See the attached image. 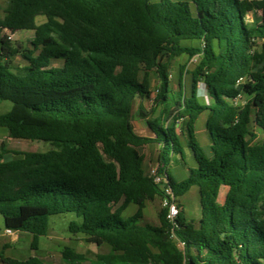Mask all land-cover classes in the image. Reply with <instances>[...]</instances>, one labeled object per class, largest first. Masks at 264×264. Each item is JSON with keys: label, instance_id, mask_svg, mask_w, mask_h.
I'll return each instance as SVG.
<instances>
[{"label": "trees", "instance_id": "obj_1", "mask_svg": "<svg viewBox=\"0 0 264 264\" xmlns=\"http://www.w3.org/2000/svg\"><path fill=\"white\" fill-rule=\"evenodd\" d=\"M24 30L34 34L32 48L1 36ZM183 55L196 58L189 94L187 67L179 69L177 91L170 80ZM153 75L158 85L146 110ZM0 100L11 103L0 115L11 139L54 146L3 160L1 145L4 229L31 234L32 249L48 235L50 216L70 212L80 219L70 223L72 234L109 249L90 259L65 246L63 264H264V0H8ZM138 101L152 137L133 127ZM205 111L211 157L196 136ZM183 141L197 166L177 182L167 166L184 157ZM150 144L159 145L158 171L177 198L199 188L197 223L179 201L175 223L164 208L158 225L141 222L147 203L163 195L140 151ZM131 204L137 211L123 219ZM0 260L55 264L6 257L4 248Z\"/></svg>", "mask_w": 264, "mask_h": 264}, {"label": "rangeland", "instance_id": "obj_2", "mask_svg": "<svg viewBox=\"0 0 264 264\" xmlns=\"http://www.w3.org/2000/svg\"><path fill=\"white\" fill-rule=\"evenodd\" d=\"M158 1V0H152ZM8 6V0H0V19L5 15L6 8ZM251 21V15L248 16ZM45 20V17L39 16L36 21L41 23ZM1 36L6 37L9 41L15 44H22L25 48H32L31 41L33 40L32 31H18L12 35L7 31H2ZM11 36V37H10ZM191 46L198 44L197 41L186 42ZM63 61L57 60L54 65H60ZM21 57L15 58V64H23ZM196 63L189 60L187 55H183L178 58L171 66L170 74L172 75L171 84L172 89L177 91L178 84V73L181 66H185L188 69V73L184 77L185 92L189 94L192 85V72L195 68ZM158 85V79L155 75L152 76V91L156 93V87ZM202 87L200 91V102H205V86ZM153 96L146 100V110H150L153 106L152 102ZM11 108V103L9 101L0 100V115L9 111ZM136 111V106L134 112ZM159 111L157 109L154 116H158ZM137 113H134L133 123L136 124ZM206 119L207 111L203 112L198 118L196 124V136L197 141L202 146L204 154L208 157L212 156V151L210 148V140L206 131ZM147 132V131H145ZM4 144L5 154L3 155V160H9L15 157L14 151H29V152H47L54 148V146L47 141H29V140H16L11 139L8 134V130L4 127H0V153L1 145ZM152 150L156 146L150 147ZM143 150V149H141ZM183 152L184 157L180 155H175L167 166L169 172L173 175L177 182L185 180L189 174L190 169L197 166L194 154L192 150L187 146L186 142L183 141ZM148 156L144 163L147 170H150L152 166L157 165L156 151H147ZM153 153V154H152ZM151 162H149L150 158ZM225 187H222L219 194V201L223 202L225 195ZM179 202L185 208V215L188 220H192L195 223L198 222L201 214L200 205V192L197 186H193L188 192L178 198ZM161 199H156L155 201L148 202L145 208V216L141 222H150L154 225L159 224V212L161 210ZM137 211V206L134 204L129 205L125 211L121 214L123 219H127L129 216L133 215ZM80 219L74 213H62L50 216L49 224L50 229L47 236H42L39 238L37 249H32L33 237L29 233L22 232H7L4 229V218L0 214V250L4 248V256L13 257L18 259H25L30 256H37L45 262H51L55 264H63L61 251L65 246H71L75 248L78 252L86 254L90 259H94L95 256L100 252L108 251L107 246L97 247L95 244L89 243L83 234H72L69 231V225L72 221ZM0 264H4L0 260Z\"/></svg>", "mask_w": 264, "mask_h": 264}, {"label": "built area", "instance_id": "obj_3", "mask_svg": "<svg viewBox=\"0 0 264 264\" xmlns=\"http://www.w3.org/2000/svg\"><path fill=\"white\" fill-rule=\"evenodd\" d=\"M9 32V31H7ZM11 35L13 33L9 32ZM11 37V36H10ZM192 61H196V58H193ZM172 78V75L170 76ZM199 85L205 86L203 83H199ZM199 90H202V87H199ZM205 98L207 99V95L205 93ZM242 101V96L238 95L234 100L233 104L234 105H239ZM158 164L156 166H152L150 170L148 171L149 175L153 177L154 181L161 186L162 189V198H161V206L162 208L166 209L167 211V219L171 223H175V220L179 216V211L180 208L178 206V201L179 199L176 197V195L173 192L172 187L168 184V181L166 179V176L164 173H160L159 171ZM7 232L11 233L13 232L12 230L7 229ZM172 237L175 238V235L172 234ZM179 247H183V243L178 241Z\"/></svg>", "mask_w": 264, "mask_h": 264}, {"label": "crops", "instance_id": "obj_4", "mask_svg": "<svg viewBox=\"0 0 264 264\" xmlns=\"http://www.w3.org/2000/svg\"><path fill=\"white\" fill-rule=\"evenodd\" d=\"M251 15V14H250ZM249 16V15H248ZM251 17H252V20H253V16L251 15ZM251 20V21H252ZM155 94L153 93V91H152V94H151V97L152 96H154ZM147 100V99H146ZM146 100H144L143 102H142V104L144 105V107H146ZM139 104H140V101H138L137 102V104H136V110L138 109V106H139ZM137 111H135V112H133V116H134V113H136ZM133 116H132V124H133V127H134V129H135V131L138 133V134H140V135H142V136H150V137H152L153 136V133H152V131L150 130V128L148 127V125H147V122H146V120H144V119H142V118H140L139 116H137L138 118L136 119V124H134L133 123ZM145 131H147V132H145ZM151 146H156V148H154L153 150L150 148ZM141 149H143V150H141ZM140 149V151H141V153L145 156V161H146V158H147V156H148V153H147V151L149 152V151H151V152H154V151H156V160H158V154H159V145H157V144H150V145H147V146H145V147H143V148H141ZM153 154V153H152ZM151 159H152V157L150 158V160H149V162H151ZM145 163V162H144ZM158 163V162H157ZM146 169V168H145ZM146 171L148 172L149 170H147L146 169ZM226 188V187H225ZM227 190V189H226ZM226 190H225V193H226ZM224 198H225V195H224ZM223 201H224V199H223Z\"/></svg>", "mask_w": 264, "mask_h": 264}]
</instances>
